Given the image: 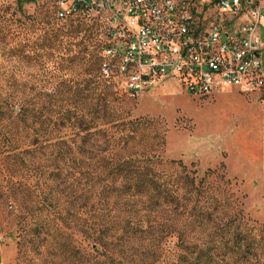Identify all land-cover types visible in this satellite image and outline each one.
<instances>
[{
  "label": "rangeland",
  "instance_id": "obj_1",
  "mask_svg": "<svg viewBox=\"0 0 264 264\" xmlns=\"http://www.w3.org/2000/svg\"><path fill=\"white\" fill-rule=\"evenodd\" d=\"M54 1L0 0V264H89L80 231L83 209L78 211V227L64 228L62 236L45 239L44 233L36 236L29 225L32 214H37L36 203L47 198L54 202L58 196H49L54 182L47 157L23 154L32 144L33 130H24L17 117L19 107L36 109V127L43 130L41 133L52 137L64 134L66 131H58V127L53 129L59 112L63 105L73 104L71 95L76 89L87 85L85 57L93 52L102 60L106 44L107 27L101 18L59 21L53 14ZM50 24L61 32L53 34ZM262 42L264 67V29ZM104 79L115 87L118 100L114 105L121 118L153 121L145 130L144 141L122 155L160 156L164 160L159 169L173 177L184 174L179 164H172L181 161L187 174L207 180L205 193L199 195L184 181H173L170 186L178 188V203H165L154 210L150 217L154 228L125 251L138 253L143 264L176 262L183 252L188 211L197 200L211 207L216 219L241 212L251 224L264 227L263 93L244 95L234 88H223L198 99L176 82L167 81L133 99L122 92L117 76ZM76 102L79 107L96 104L98 92L88 99L83 95ZM39 165L48 170L42 178L35 171ZM55 187L62 189L64 183ZM76 191L80 206L84 193ZM216 199L222 203L218 210L214 209L219 205ZM61 203L67 205L64 199ZM114 212L125 215L118 202ZM49 219L51 225L61 224L58 216L50 215ZM196 231L198 237L206 238L199 228ZM157 247L160 251L155 255Z\"/></svg>",
  "mask_w": 264,
  "mask_h": 264
},
{
  "label": "trees",
  "instance_id": "obj_2",
  "mask_svg": "<svg viewBox=\"0 0 264 264\" xmlns=\"http://www.w3.org/2000/svg\"><path fill=\"white\" fill-rule=\"evenodd\" d=\"M53 14L56 18L55 11ZM49 28L53 34L60 30L51 24ZM85 61L87 85L73 92V104L63 105L53 127L66 131L64 134L52 137L41 133L43 130L36 127L39 123L36 109L28 105L19 107L17 117L24 130H33L32 144L23 154L47 157L53 167L49 175L54 182L49 196H58L54 202L48 201L49 198L38 201L34 207L36 217L32 214L29 225L36 236L43 233L45 239L62 236L64 228L78 227V211L83 209L85 217L80 231L89 264H143L137 259L138 253H128L126 247L137 239L143 241L151 232L154 227L150 217L154 210L165 203H178V188H171L172 182L182 180L198 190L196 194H204L207 180L187 174V167L181 161L172 164H179L184 174L173 177L159 169L164 160L160 156L122 155L121 152L144 141L145 130L153 121L121 118L114 105L118 100L115 87L101 74V58L90 52ZM97 92L98 103L76 105L79 97L84 95L88 99ZM48 125L47 128L51 122ZM160 139L165 145L164 137ZM35 171L42 178L48 170L39 165ZM59 183H64V187L58 190L55 186ZM76 189L84 193L80 206ZM61 199L67 203L65 207ZM215 201L219 205L214 209L218 210L222 203ZM116 202L125 211L123 217L114 212ZM209 210L211 207L198 200L190 207L184 223L187 231L182 234L183 252L176 262L150 264H264V227L251 224L241 212L223 220L216 219ZM50 215L58 216L61 224L51 225ZM197 228L207 235L205 239L198 237ZM159 251L157 247L155 255Z\"/></svg>",
  "mask_w": 264,
  "mask_h": 264
},
{
  "label": "built area",
  "instance_id": "obj_3",
  "mask_svg": "<svg viewBox=\"0 0 264 264\" xmlns=\"http://www.w3.org/2000/svg\"><path fill=\"white\" fill-rule=\"evenodd\" d=\"M54 11L103 20L101 74L130 98L167 81L198 99L223 88L264 94V0H55Z\"/></svg>",
  "mask_w": 264,
  "mask_h": 264
},
{
  "label": "crops",
  "instance_id": "obj_4",
  "mask_svg": "<svg viewBox=\"0 0 264 264\" xmlns=\"http://www.w3.org/2000/svg\"><path fill=\"white\" fill-rule=\"evenodd\" d=\"M263 29H264V28H263ZM263 29H262V30H263ZM262 30H261V35H262Z\"/></svg>",
  "mask_w": 264,
  "mask_h": 264
}]
</instances>
